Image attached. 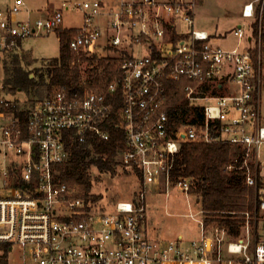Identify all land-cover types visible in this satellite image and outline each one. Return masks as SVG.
<instances>
[{"label":"built area","instance_id":"built-area-1","mask_svg":"<svg viewBox=\"0 0 264 264\" xmlns=\"http://www.w3.org/2000/svg\"><path fill=\"white\" fill-rule=\"evenodd\" d=\"M115 1L111 9L105 0L63 3L20 23L26 0H0L1 52L14 53L26 38L64 30L63 10L72 9L83 13L69 43L74 57L102 55L106 48L119 57L127 53L111 82L82 95L56 88L23 116V105L10 100L0 85V264H10L14 251L21 264H264V0H256V7L245 5L242 13L258 23V35L239 26L234 35L247 39L248 46L231 49L195 30L197 0ZM168 83L183 85L190 105L202 107V119L173 128L166 108ZM229 85L237 89L219 94ZM209 86L217 94L202 91ZM116 96L121 109L115 127L125 135L120 171L138 175L142 189L107 213L98 201L81 196L77 186L60 180L59 167L70 160L73 141L110 140V99ZM216 142L245 152L246 185L255 190L257 202L243 233L254 236L253 244L242 240L243 234L232 238L207 226L203 217L201 238L187 245L182 239L149 238L146 185L164 186L166 194L174 186L189 196V178L172 180L181 146Z\"/></svg>","mask_w":264,"mask_h":264},{"label":"trees","instance_id":"trees-1","mask_svg":"<svg viewBox=\"0 0 264 264\" xmlns=\"http://www.w3.org/2000/svg\"><path fill=\"white\" fill-rule=\"evenodd\" d=\"M198 2L200 4L203 0ZM253 32L256 37L257 22L253 24ZM58 34L59 57L37 69L40 72L45 69L49 81L46 83L43 74H40V81L36 83L34 78L29 77L30 73L17 67L16 56L14 74L7 73L5 87L9 93L14 94L18 91L28 93L35 88H46L50 93L54 88L63 87L70 94L82 95L85 89L89 90L111 82L118 73L123 57L127 55L121 52L123 57L112 56L111 52L118 51L106 48L102 55L74 57L69 49V43L75 37L76 30L60 29ZM261 39L264 49V17ZM211 89L212 94H217L218 89L211 86L204 87L202 91ZM185 95L182 84L168 83L166 108L173 128L182 124H193L203 118L202 107L191 106ZM110 101L113 104L107 124L111 130L110 140L90 139L85 144L73 141L70 143V160L59 167V179L77 186L81 190V196L88 200L91 198L93 202L99 200L92 194L93 171L97 169L101 173L115 176L117 170H121L118 160L121 150L125 148V135L115 127L121 101L119 96L111 98ZM33 103L35 102L31 101L30 104ZM28 108L24 107L22 116ZM244 156L242 148L233 147L228 143H184L176 157L172 172L173 181L182 177L193 182L191 194L193 193L196 203L200 206L206 225L225 230L232 238H239L243 234L247 214L253 218L256 212L255 190L246 185V169L242 168Z\"/></svg>","mask_w":264,"mask_h":264},{"label":"rangeland","instance_id":"rangeland-1","mask_svg":"<svg viewBox=\"0 0 264 264\" xmlns=\"http://www.w3.org/2000/svg\"><path fill=\"white\" fill-rule=\"evenodd\" d=\"M27 5L40 11H53L61 8L63 3L78 4L86 0H26ZM256 0H203L198 4L196 11L194 28L197 31H205L209 36L213 37V43L226 49L236 47L238 44L248 46L247 39L239 40L234 35V31L239 26H244L246 34L253 32V19L246 20L242 18L241 12L245 4ZM115 0H105L107 9L115 6ZM256 7V2L254 3ZM256 9V8H255ZM46 13V12H45ZM44 14L34 12L32 20L42 17ZM64 22L63 27L76 30L83 23V13L77 10H63ZM181 30L187 31V26L181 24ZM16 52L0 51V85L6 86L8 74H14V58L17 56L18 64L21 70L30 73L29 77L34 78L36 83L40 80V74H43L46 83L49 81L46 70L43 72L37 69L43 68L47 63L57 59L60 55V40L58 32L32 36L22 40ZM263 45V44H262ZM250 47H254V44ZM144 51L141 49L138 55L142 56ZM116 56L115 53H111ZM36 71V72H35ZM262 76L264 79V49L262 46ZM35 72V74H34ZM8 73V74H7ZM228 90H236L235 85L227 86ZM55 88L50 91L46 88L31 89L26 91H18L14 94L8 93L9 99L20 102L23 107H31V101H38L52 94ZM8 91V90H7ZM211 91V90H210ZM209 91V92H210ZM219 94H226L221 91ZM209 104H215L210 102ZM262 122L264 124V89L262 94ZM142 189L141 178L132 172H123L117 170L115 176L109 173H101L97 169L93 171V189L92 194L98 197V207L107 213L115 210L118 202L131 201L136 198L137 192ZM149 192L147 195L148 208L146 211L147 221L145 229L149 238L157 241H176L179 236L184 239V245L201 238L200 206L196 203L193 193L186 196L174 186H170L168 193H165L166 187H154L146 185ZM195 215V218L191 217ZM261 227V224H260ZM263 229V227H261ZM242 240H250L253 244L254 236L249 233H243ZM233 240V239H231ZM230 240V241H231ZM236 241V240H233ZM10 264H21L19 253L14 251Z\"/></svg>","mask_w":264,"mask_h":264},{"label":"crops","instance_id":"crops-1","mask_svg":"<svg viewBox=\"0 0 264 264\" xmlns=\"http://www.w3.org/2000/svg\"><path fill=\"white\" fill-rule=\"evenodd\" d=\"M250 3H255V2H250ZM250 3H247V4H245V5H248V4H250ZM26 5H27V1H26ZM34 12H36V13H41V14H44L43 16H45L46 15V13L47 12H50V11H40V9H36V11L34 10V9H32V7H29L28 5H27V8H26V10H25V12L21 15V16H19V18H18V21L20 22V23H22V22H25V21H33L32 20V14L34 13ZM42 16V17H43ZM241 16H242V18H244L243 17V14H242V12H241ZM39 18H41V17H39ZM38 18V19H39ZM244 19H246V20H250V19H247V18H244ZM254 20V19H253ZM64 29H69V28H64ZM250 34H251V32H250ZM21 44V43H20ZM225 92H226V94H228V93H231L232 92V90H225ZM182 239V242H184V239H183V237L182 236H179L176 240H181ZM183 245H184V243H183Z\"/></svg>","mask_w":264,"mask_h":264}]
</instances>
